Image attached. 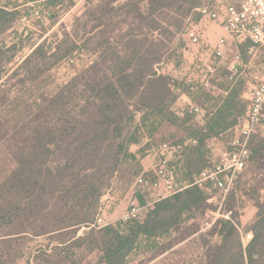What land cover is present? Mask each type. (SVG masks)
<instances>
[{"label": "trees", "instance_id": "obj_1", "mask_svg": "<svg viewBox=\"0 0 264 264\" xmlns=\"http://www.w3.org/2000/svg\"><path fill=\"white\" fill-rule=\"evenodd\" d=\"M37 1L41 0H0V35L14 27L22 8ZM43 1L57 5L64 0ZM94 1L86 0V9L75 18L73 30L64 33L52 53L45 39L16 68L9 67L14 55L4 58L16 44L8 46L0 40V78L6 77L5 87L34 60L38 69L41 65L49 69L52 57L59 61L83 50L90 34L95 36V46L104 49L101 59L82 69L54 94L39 99L36 109L44 121L33 131L37 146L28 160L17 149L5 181L9 192L0 199V218L8 216L9 226L20 224L17 232L0 235V264H83L93 252H98V259L87 264H127L128 256L143 239L173 230L182 234L181 239L194 234L198 229L181 232V226L191 217L189 213L211 207L205 187L194 182L207 167L210 139L221 138L237 124L236 99L245 91L241 80L219 87L226 92L222 103L219 95L218 99L210 95L214 89L202 87L192 94L196 102L212 98L220 104L207 113L205 123L186 127L190 138L198 140L186 150L189 186L157 200L143 222L92 227L78 235L81 227L93 222L115 174L127 171L133 178L143 171L130 147L141 142L147 115L152 116L150 135L163 121L176 119L185 125L192 120L188 114L180 118L171 111L177 99L175 90L186 92L179 81L160 72L157 66L173 52L188 17L206 5L204 0ZM112 24L114 28L108 29ZM138 113L143 117L137 124ZM129 165L131 169L126 168ZM249 174L254 176L248 179ZM26 190L29 193L25 196ZM263 191L264 134L259 127L251 137L248 164L225 199L230 216L218 218L210 231L220 241L207 247L205 264H264ZM243 198L251 200L256 208L254 220L246 226L238 209ZM28 206L34 212L38 208L39 225L31 227L33 234L50 237L26 255L28 237L13 236L27 232L22 218ZM243 232L252 233L247 243ZM167 249L164 247L162 252Z\"/></svg>", "mask_w": 264, "mask_h": 264}, {"label": "rangeland", "instance_id": "obj_2", "mask_svg": "<svg viewBox=\"0 0 264 264\" xmlns=\"http://www.w3.org/2000/svg\"><path fill=\"white\" fill-rule=\"evenodd\" d=\"M98 1L95 0L93 4ZM242 1L204 0L203 4L222 16L227 5H238ZM85 9L86 0H64L57 5L41 0L29 3L26 8H22L21 18L14 24V27L0 35V40L5 41L8 46L16 44L12 51L4 55L5 59L14 55L13 62L9 67L16 68L20 65L32 53L33 49L45 39L47 48L52 53L57 43L64 38V33L73 30L75 18L82 15ZM199 13L196 9L188 17L183 30L176 38L173 52L157 66L160 72L168 74L179 81L181 89L186 92L183 93L180 89L175 90L177 99L171 111L180 118H184L185 114H188L192 120L185 125H182L181 120L176 119L170 122L163 121L158 130L150 135L148 130L152 125V116L147 115V122L145 126L142 125L145 132L141 142L130 147V150L137 154L140 165L142 163V165L145 164L148 167L151 164L152 155L150 154L152 149L158 147L161 143L177 142L190 138L186 127L194 123H201V117L206 118L208 112L215 110V104L219 105L223 102L225 92L219 87H226L227 83L231 81L229 80L230 68L236 64L237 54L241 55L245 64L241 68L244 73L237 81L241 80L245 83V90L256 84L264 74V49H259L254 56L249 54L248 47L251 46V43L248 40H241L237 36L228 35L223 29L220 19L214 20L208 15ZM90 25H92V22H90ZM113 28L114 24L108 25V29L112 30ZM189 28L194 29L199 34L200 38L197 43H193L187 35L186 32ZM223 36L227 37L228 44L224 58L219 59L215 57L214 47ZM89 37L91 39L83 50L59 61L56 56L48 60L52 65L49 69L44 68V65L39 66L38 69L34 66L37 63L34 60L32 66L28 65L26 68L21 69L19 71L20 76L7 83L6 87L4 85L6 77L0 78V186L2 187L0 199H4L9 192L5 181L13 167L17 149L21 150V157L28 160L31 151L37 146L38 139L33 131L44 121L43 117L38 116V110L36 109L39 99L44 95L54 94L82 69L102 58L103 53L101 52L104 49L95 46L96 39L93 34H90ZM64 47L66 45H63ZM205 78L212 81L214 91L209 93L217 99L219 95L220 103H216L215 99L212 98L208 101L202 99L199 102H196L193 98L192 94L196 93L198 89L202 90L201 81ZM236 102L238 110L237 124L221 134L222 145H227L233 140L236 129L241 125L243 116L247 111L249 100L243 96V93L237 97ZM194 104L200 105L205 110L204 115L200 117L188 110ZM142 117L143 113L136 115L137 124L141 123ZM260 132L264 134V125L260 127ZM207 156H209V152ZM132 164L135 165V163ZM130 167L129 165L126 168ZM186 173L187 169L179 172L181 182L188 181ZM252 175L249 174L248 179ZM135 182L136 176L129 178L127 171L117 173L102 196L98 208L100 205L103 206L105 218L112 225L124 223L120 220V217L128 208L131 200L139 196L141 188ZM206 185L211 187V191L206 190L209 195L207 203L211 207L205 210H193L189 213L191 217L181 226V232L198 230L184 239H181V233L174 230L160 237L143 239L139 247L128 256L127 264H205L204 254L207 247L220 241L217 234H210L214 223L218 218H228L230 216V212H226L225 209L226 198L223 200L220 191L214 189L210 183ZM28 193L26 190L24 195L26 196ZM31 207L28 206L24 218H22L23 223L28 226L27 232L13 236L28 237L24 245L26 255L37 244L45 243L47 238L50 237L49 234L37 236L33 234L31 227L39 225L38 216L36 215L38 208H35L34 212ZM238 209L241 213L243 226L254 220L256 208L251 200L243 198V202ZM7 222L8 216L0 218V235L6 232H17L20 224L9 226L6 224ZM89 228V226L81 227L78 235H82ZM36 230L39 231L40 228H36ZM243 241L244 243L248 242L244 238ZM167 246L168 249L162 252V249ZM97 259L98 252H93L87 255L83 264L94 263Z\"/></svg>", "mask_w": 264, "mask_h": 264}, {"label": "built area", "instance_id": "obj_3", "mask_svg": "<svg viewBox=\"0 0 264 264\" xmlns=\"http://www.w3.org/2000/svg\"><path fill=\"white\" fill-rule=\"evenodd\" d=\"M197 10L214 20L220 19L228 35L248 40L251 43L248 47L249 54L254 56L259 49H264V0H243L238 5L229 4L222 16L217 11L210 10L208 6L199 7ZM186 33L193 43L199 41L200 36L194 29L189 28ZM227 44L226 36L218 40L214 47L216 58H224ZM235 62L236 64L230 69L229 80L232 83L243 74L241 68L245 65L240 54H237ZM201 85L208 90L213 88V83L209 78L203 79ZM248 94L247 111L241 125L236 129L233 140L227 145H222L217 138L210 139L207 167L194 182L208 191H211V187L206 184L210 183L214 189L220 191L223 200L246 168L250 157L251 137L257 128L263 125L264 74L256 84L251 85ZM188 110L200 117L205 112L197 104L192 105ZM205 119L201 117L202 124L205 123ZM197 144L196 138H187L179 143L165 142L152 149L151 164L148 167L143 165V171L136 177L135 183L141 188L139 196L131 200L128 208L120 217L122 222H143L157 200L171 196L191 184L189 181L181 182L179 172L187 169V148ZM109 224L111 223L105 218V210L100 205L89 227L102 228ZM243 238L250 240L252 233H244Z\"/></svg>", "mask_w": 264, "mask_h": 264}, {"label": "crops", "instance_id": "obj_4", "mask_svg": "<svg viewBox=\"0 0 264 264\" xmlns=\"http://www.w3.org/2000/svg\"><path fill=\"white\" fill-rule=\"evenodd\" d=\"M235 65V64H234ZM234 65H232V66H234ZM232 66H231V68H232ZM230 68V69H231ZM244 73V72H243ZM243 75V74H242ZM242 75H240V76H242ZM240 76H238L237 78H236V80H235V82L238 80V78L240 77ZM234 82V83H235ZM248 83V82H247ZM250 89V87L249 88H247V90H245L244 92H243V96L244 97H247L248 98V100H249V94H248V90ZM225 94H226V92H225ZM249 104V103H248ZM218 140H219V142H221V139L220 138H217ZM143 165H145V164H143Z\"/></svg>", "mask_w": 264, "mask_h": 264}]
</instances>
